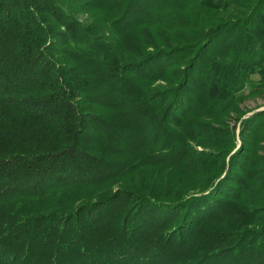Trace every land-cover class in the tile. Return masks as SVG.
<instances>
[{"label":"trees","instance_id":"16d2710c","mask_svg":"<svg viewBox=\"0 0 264 264\" xmlns=\"http://www.w3.org/2000/svg\"><path fill=\"white\" fill-rule=\"evenodd\" d=\"M261 96L264 0H0V264H264Z\"/></svg>","mask_w":264,"mask_h":264},{"label":"rangeland","instance_id":"374dc122","mask_svg":"<svg viewBox=\"0 0 264 264\" xmlns=\"http://www.w3.org/2000/svg\"><path fill=\"white\" fill-rule=\"evenodd\" d=\"M246 106L248 108H255V111H260L264 109V96L258 97L255 100L247 101ZM252 112H249L247 115H250Z\"/></svg>","mask_w":264,"mask_h":264}]
</instances>
